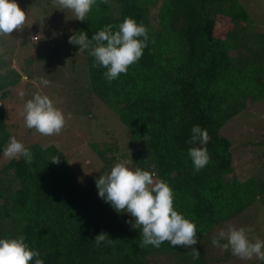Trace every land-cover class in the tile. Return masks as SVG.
Instances as JSON below:
<instances>
[{
    "label": "trees",
    "instance_id": "obj_1",
    "mask_svg": "<svg viewBox=\"0 0 264 264\" xmlns=\"http://www.w3.org/2000/svg\"><path fill=\"white\" fill-rule=\"evenodd\" d=\"M55 13L58 18L64 9ZM126 17L146 27L147 47L127 74L109 82L103 75L107 69L93 67L88 50L78 51L79 45L68 38L84 32L91 39L108 24L115 32ZM59 22L53 27L42 22L47 37L52 29L59 35L42 57L49 70L58 69L61 62L62 77L76 87V97L105 106L102 116L89 104L84 108L103 149L90 147L110 170L131 159V169L149 171L166 182L173 190L174 210L197 226L198 242L191 247L200 257L193 260L191 247L168 242L159 248L142 246V226L133 227V217L117 213L98 196V174L80 184L55 146L39 144L26 147L33 155L31 163L20 156L0 167V239L23 236L44 264H228L229 251L208 257V250L222 249L212 244L213 238L226 231L231 220H242L246 226L256 215L251 214L256 201L264 207V183L239 178L231 142L222 133L247 107L248 92L264 98V49L250 54L237 50L236 35L243 39L252 24L250 10L239 0H96L71 35L64 34L63 21ZM221 24L227 27L224 34L219 33ZM64 36L65 47L54 46ZM252 36L263 48L264 33ZM110 112L124 126L123 136L118 132L125 140L122 151ZM5 119L0 107V152L9 141ZM196 125L207 129L206 145L188 143ZM192 147H206L210 157L199 172L188 155ZM54 156H59V163L50 160ZM248 209L249 214L244 213ZM100 233H107L113 243L97 246L94 238Z\"/></svg>",
    "mask_w": 264,
    "mask_h": 264
},
{
    "label": "rangeland",
    "instance_id": "obj_2",
    "mask_svg": "<svg viewBox=\"0 0 264 264\" xmlns=\"http://www.w3.org/2000/svg\"><path fill=\"white\" fill-rule=\"evenodd\" d=\"M239 1L244 3L247 9L250 10L252 24L249 27L247 26L246 37L244 36L242 39L240 35L239 37L236 35L237 50L243 54H250L257 51V48L263 50L264 47H259L262 44L260 45L257 38L254 39L252 35L253 33H264V26H262L264 25V0ZM15 2L26 14L25 25L20 30H14L10 36H0V98L4 96L0 99V107L4 108L6 112L4 123L9 133L8 143L10 137H15L25 147L32 144H39L42 147L55 146L73 168L75 177L80 184H84L95 174H98L99 178V176L110 173L111 170L105 167L104 162L90 147L95 144L98 148L103 149L102 140L95 132L93 123L90 124L92 121L86 116L84 110L86 107L88 109L93 106L91 109L95 111V114L102 116L105 114V106L99 101H92L93 104L88 99L76 97L74 95L76 94L74 93L76 87H71L68 84V79L62 77L61 62H58V69L49 70V66L42 57V55L48 54V46H53L50 45L52 40L59 36L52 29L47 37L43 33L45 27L42 26V22L45 25L49 22L50 27H53V25H56L54 22L60 20L59 25L63 21L64 34L71 35L74 31L72 29H75V24L78 21L74 12L54 7L53 0H15ZM59 9H64V14L62 13L60 17L56 18L55 11ZM60 18H63V20ZM224 27H226L224 24L220 25V34H224ZM64 40L65 36L63 39L59 37L56 39L54 46L65 47ZM259 53L261 56L263 55L262 51H259ZM15 72L20 75L19 79H17L18 76L15 75ZM42 79L50 81V84L48 86L42 85L40 83ZM79 86L84 88L83 82L79 83ZM20 92H24L25 95L21 97ZM36 93L47 95L53 101L55 107L64 114L66 125L59 134L44 136L36 132L35 129L25 127L24 118L21 115L23 106ZM247 101H249L247 107L223 127L222 133L231 142L233 166L239 178L241 180L254 178L255 182L261 180L264 183V98L257 99V92L252 91L251 94L248 92ZM88 104L91 106L88 107ZM69 114H71L70 119L68 118ZM112 117L117 121L114 125L116 130L114 134L120 139L117 146L122 151L124 148L122 144L125 140L121 139L118 132L122 133L121 127L124 126L113 114ZM112 117H110V120ZM113 118L112 120H114ZM116 121H112V123ZM114 129L112 127L113 131ZM104 139L108 141L110 137ZM3 152L4 150L0 152V167L3 163L9 161L4 158ZM15 187H17L16 183ZM261 190L264 192V187ZM260 203L256 201V205L251 207V214L257 216H251V220L246 226H244L242 220L234 219L229 222L230 224L225 232L229 228L238 229L243 227L251 229L248 233L250 241L255 242L256 239L264 241V207ZM247 212H249V209L244 213ZM260 224L262 227H260ZM228 251L230 257L228 264H259L261 261L256 257L251 260H242L233 255L231 249ZM223 254L225 255L222 249L219 248L214 247L208 250V257H222Z\"/></svg>",
    "mask_w": 264,
    "mask_h": 264
},
{
    "label": "clouds",
    "instance_id": "obj_3",
    "mask_svg": "<svg viewBox=\"0 0 264 264\" xmlns=\"http://www.w3.org/2000/svg\"><path fill=\"white\" fill-rule=\"evenodd\" d=\"M107 2V0H103ZM96 0H53V6L71 10L76 20L85 21L88 13ZM26 22V14L20 9L15 0H0V36H10L14 30H20ZM111 24L92 35L80 32L69 36L70 44L79 45L80 52L88 50L94 57L93 67H103L105 78L111 82L120 74H127L130 65L137 63L143 56L147 47V29L142 24L126 17L119 25L117 31H112ZM142 37L143 39H139ZM40 83L48 86L50 81L42 79ZM24 92H20L23 97ZM21 115L25 127L35 129L41 135L51 136L59 134L66 125V119L60 109L55 107L47 95L36 93L32 99L25 102ZM69 119L71 114H69ZM210 140L207 129L199 125L191 129V139L188 143L199 142L206 145ZM194 171L199 172L205 168L210 157L206 147H192L188 150ZM4 158L11 160L23 156L26 163H31V151L15 137H10V142L3 152ZM147 158V157H146ZM54 164L59 163V156L50 159ZM132 161L116 163L110 173L99 176L96 180L98 196L109 203L117 212H127L134 218L133 227L142 226V246L152 245L159 248L164 242L170 246L191 247L197 244V226L185 219L174 210L173 190L163 180L155 179L154 174L140 168L131 169L128 165ZM127 222V221H126ZM251 229L229 228L227 232L221 230L218 237L213 238L212 244L219 246L224 251L231 249L233 255L242 260H251L253 257L264 261V241L256 239L252 242L248 238ZM220 240L226 243L220 244ZM113 243L107 233H100L94 238L99 246L102 242ZM193 260L200 257L199 251L191 247L188 253ZM40 253L29 249L24 242V237L15 239H0V264H44L39 259Z\"/></svg>",
    "mask_w": 264,
    "mask_h": 264
}]
</instances>
